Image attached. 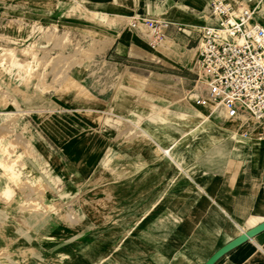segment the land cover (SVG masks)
I'll return each instance as SVG.
<instances>
[{
	"label": "rangeland",
	"instance_id": "1",
	"mask_svg": "<svg viewBox=\"0 0 264 264\" xmlns=\"http://www.w3.org/2000/svg\"><path fill=\"white\" fill-rule=\"evenodd\" d=\"M105 20L86 0H0V264H117L133 241L180 245L200 217L164 215L170 198L227 187L264 145V122H216L191 102L194 75L176 68L191 48L163 37L151 61L106 63ZM85 98L108 105L75 109ZM209 213L225 239L264 222Z\"/></svg>",
	"mask_w": 264,
	"mask_h": 264
},
{
	"label": "crops",
	"instance_id": "2",
	"mask_svg": "<svg viewBox=\"0 0 264 264\" xmlns=\"http://www.w3.org/2000/svg\"><path fill=\"white\" fill-rule=\"evenodd\" d=\"M210 1L172 0L168 6H164L162 0H86L91 4V8L98 10L100 17L106 18L105 30L108 36V47L104 52L106 63L114 64L116 67L138 64L140 59L151 61V35L142 31L140 25H134V19L145 15L148 18L164 20L161 19L164 16L166 17L164 21L169 23L165 40L180 46L184 52L189 48L195 51L193 62L189 65L187 61L183 66H176L179 67L177 69L184 67L191 69L193 66L197 55L199 35L197 27L208 23L204 18H207ZM250 5L257 7L261 22L264 23V4L262 6L257 2H250ZM100 101L85 98L84 104L76 106L75 109H88ZM101 104L107 107L108 101L102 100ZM204 117L198 116L200 126L204 125L205 121L209 122L207 115ZM210 118L216 122L218 120ZM195 128L191 131L192 134L199 133V125ZM230 140L226 142L230 143ZM248 158L245 166L227 187L214 189L209 193L199 192L192 199L180 198L177 195L170 198V205L167 204L164 208V215L200 217L196 227L199 234L189 235L186 227L181 226L179 232L184 239L179 238L185 241L177 246L166 243L163 252L160 246H156L150 240L133 241L129 247L132 251L127 253L124 250L119 254L117 264H205L218 249L237 236L235 234L226 239L220 236L224 225L221 224L218 213H209L212 207L218 209L226 218L228 226L229 221L238 225L247 218L264 221V145L260 146L258 155ZM144 246L149 249L147 256H141L146 255V252L142 251ZM215 264H264V233L230 251Z\"/></svg>",
	"mask_w": 264,
	"mask_h": 264
},
{
	"label": "built area",
	"instance_id": "3",
	"mask_svg": "<svg viewBox=\"0 0 264 264\" xmlns=\"http://www.w3.org/2000/svg\"><path fill=\"white\" fill-rule=\"evenodd\" d=\"M251 0H211L209 22L198 30L197 55L191 68V102L218 119L249 117L264 122V23ZM155 47L169 23L139 18ZM263 138V137H262Z\"/></svg>",
	"mask_w": 264,
	"mask_h": 264
},
{
	"label": "water",
	"instance_id": "4",
	"mask_svg": "<svg viewBox=\"0 0 264 264\" xmlns=\"http://www.w3.org/2000/svg\"><path fill=\"white\" fill-rule=\"evenodd\" d=\"M264 231V222L254 226L247 232L237 236L220 249H218L207 261L205 264H215L220 258L226 255L231 250L235 249L236 247L242 245L243 243L247 242L248 240L252 239L254 236L258 235L259 233Z\"/></svg>",
	"mask_w": 264,
	"mask_h": 264
},
{
	"label": "bare ground",
	"instance_id": "5",
	"mask_svg": "<svg viewBox=\"0 0 264 264\" xmlns=\"http://www.w3.org/2000/svg\"><path fill=\"white\" fill-rule=\"evenodd\" d=\"M112 39V38H111ZM111 41V40H110ZM112 42H110V44H111ZM176 78V77H175ZM199 108H201V107H199ZM189 113V112H188ZM204 115V114H203ZM205 116V115H204ZM203 116V117H204ZM192 117V116H191ZM200 118V117H199ZM205 118V117H204ZM206 122V121H205ZM228 143V142H227ZM229 144V143H228ZM227 147V146H226ZM7 182V181H6ZM208 218V217H207ZM207 220V219H206ZM223 225V224H222ZM226 228V227H225ZM224 229V228H223Z\"/></svg>",
	"mask_w": 264,
	"mask_h": 264
}]
</instances>
